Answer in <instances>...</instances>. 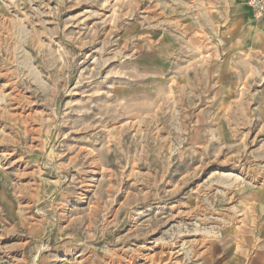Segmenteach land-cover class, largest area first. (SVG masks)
I'll return each mask as SVG.
<instances>
[{
  "label": "rangeland",
  "instance_id": "obj_1",
  "mask_svg": "<svg viewBox=\"0 0 264 264\" xmlns=\"http://www.w3.org/2000/svg\"><path fill=\"white\" fill-rule=\"evenodd\" d=\"M248 2L0 0V264H264Z\"/></svg>",
  "mask_w": 264,
  "mask_h": 264
},
{
  "label": "built area",
  "instance_id": "obj_2",
  "mask_svg": "<svg viewBox=\"0 0 264 264\" xmlns=\"http://www.w3.org/2000/svg\"><path fill=\"white\" fill-rule=\"evenodd\" d=\"M248 5L255 18H259L264 13V0H249Z\"/></svg>",
  "mask_w": 264,
  "mask_h": 264
},
{
  "label": "crops",
  "instance_id": "obj_3",
  "mask_svg": "<svg viewBox=\"0 0 264 264\" xmlns=\"http://www.w3.org/2000/svg\"><path fill=\"white\" fill-rule=\"evenodd\" d=\"M244 13H245V12H244ZM256 207L259 208L258 205H256ZM257 211H260V210L257 209ZM259 213H260V212H259ZM263 223H264V222H263ZM263 223H261V224L258 226V224H257L256 222L253 221L251 227H252V228H255V229H257V227H259V234H262V233H263L262 231L264 230V224H263Z\"/></svg>",
  "mask_w": 264,
  "mask_h": 264
}]
</instances>
